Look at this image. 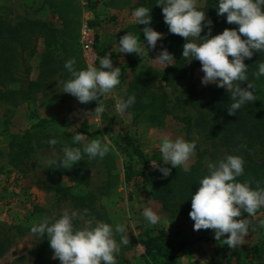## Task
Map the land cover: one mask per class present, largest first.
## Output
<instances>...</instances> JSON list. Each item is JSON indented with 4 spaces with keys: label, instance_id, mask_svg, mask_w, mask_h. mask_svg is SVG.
<instances>
[{
    "label": "rangeland",
    "instance_id": "1",
    "mask_svg": "<svg viewBox=\"0 0 264 264\" xmlns=\"http://www.w3.org/2000/svg\"><path fill=\"white\" fill-rule=\"evenodd\" d=\"M142 1L92 0L91 3L95 4V12L101 19L100 25L92 26L87 23L95 15L89 8L91 4L86 0H73L77 10L81 12L78 38L81 58L86 66L92 63L98 67L99 64L95 47L92 51H88L83 46L81 31L84 25L88 24L94 37L98 31L104 33L110 30L117 39L127 32L137 36V32L129 28V25L135 23L132 11L143 6L140 5ZM146 2L148 3L144 6L147 8L157 7L156 0L153 2L146 0ZM203 3L204 0H196L199 10ZM0 13L12 22L30 17L46 19L57 27L61 26V18L50 0H0ZM112 14L117 15V18L110 19ZM155 30L164 37V31L157 28ZM162 44L163 38L157 41L156 49H151L149 52L145 49L144 58L134 54L136 63L123 76L120 73V83L109 94L100 97L102 103L116 115L119 121L130 126L132 133L143 146L149 159L146 173L142 177L146 189H151L152 181L156 178L153 175L156 169L151 165L150 160L162 164V161H159L158 149L161 137L164 135L172 139L179 136L188 141H195L196 149L187 163L188 167L200 161L202 167L206 168L208 162H215L227 154L241 156L244 164L259 161L263 157V149L257 144L250 145L245 137L237 136V140L235 138L226 142L220 135L216 137L207 135L208 128L201 123V114L207 111L204 103L210 90L217 86L201 83L203 73L197 60L190 63L186 60L188 69L186 77L172 85L163 83L161 88L152 87V91L165 93V104L169 112L163 120H151L147 113L131 108L124 113L116 111L117 102L125 100L128 82L133 76L147 67L165 66L153 59L162 48ZM39 47H42V43ZM112 62L114 67H120L116 61ZM63 72L61 70L52 76L42 91L33 95L21 106H9L0 99V264H60L58 259L52 258V249L48 240L44 236L36 237L31 232V227L45 219L53 222L64 211L77 213V219L73 220L76 227H82L89 219L105 222L113 227L117 224L125 227V233H114V239L120 246V252L116 255V264H144L141 258L144 247L138 241L136 225L145 207H151L157 212L160 217L157 224L166 228L172 236L191 242L181 253V264H210L227 252L228 246L214 239L212 229L193 230L194 222L190 219L189 212L172 213L159 200L153 198L150 192L136 195L130 200L129 188L123 182L121 168L123 156L116 150L113 140L106 133L100 132L93 136L83 133L82 143L91 139H100L111 147V159L117 164L116 168H112L116 177L111 179V186L106 183L108 169L105 162L83 156L88 161L87 168L90 172L88 183L69 186L67 176H63L62 182L64 186L67 185V190H61L57 176L53 174L55 166L48 167L39 163L44 158L61 155L62 147L59 145L53 147L48 144L36 147L27 160L16 165L10 163L9 132L23 131L29 127L35 120L31 112L41 117L72 120L78 128L90 132L105 125L100 114H90L97 106V101L81 104L75 97L61 92ZM37 74V69H33L32 76ZM143 99L149 101V97ZM137 114L139 116L135 118ZM53 129L59 139H67L64 138L66 136L64 132L68 129L64 125L55 126ZM255 218L264 220V208L258 209L256 215L249 217V220ZM122 235L128 236L127 245L119 243ZM263 237L264 228L261 232L247 234L243 243Z\"/></svg>",
    "mask_w": 264,
    "mask_h": 264
},
{
    "label": "trees",
    "instance_id": "2",
    "mask_svg": "<svg viewBox=\"0 0 264 264\" xmlns=\"http://www.w3.org/2000/svg\"><path fill=\"white\" fill-rule=\"evenodd\" d=\"M91 4L94 18L88 23L98 26L101 23L99 15L95 12V4L92 0H86ZM61 18V26L57 27L49 20L40 18L25 17L20 21L12 22L0 13V99L9 106H21L27 103L30 98L42 91L49 79L59 71L63 70L62 81L70 77L64 68V63L70 58H75L77 69L86 67L81 58L79 46V26L81 12L77 10L73 0H50ZM153 2V0H151ZM149 2V4H151ZM143 0L140 5H145ZM200 8L210 19L212 24V35L222 32L225 28H236L238 25L228 24L225 16H217L216 0H204ZM152 16L151 26L165 32L162 48H167L173 54L172 65L164 67H147L132 77L128 82L125 100L131 94H135V103L129 108L147 113L151 120H163L169 112L165 104V93L161 94L152 91V87H162V84L172 85L178 80L186 77L188 69L186 60L182 57V46L185 38L179 35L169 34L168 27L164 23L162 9L157 5L148 7ZM226 15V14H225ZM117 15L112 14L110 19H116ZM144 25L133 23L129 28L137 32V38L142 41L141 29ZM205 28L201 36L207 34ZM243 38V37H242ZM118 40L113 31H98L95 37V50L97 63L99 58L105 54L110 55L112 61H116L121 69V75L136 63L135 53L124 54L119 50ZM199 42V41H197ZM42 43V47L39 44ZM231 59V57H229ZM264 62V55L256 52L251 59H246L248 67V81L241 82L242 87H247V82H252L255 87L254 102L246 103L235 115H229L227 107L230 105V94L223 88H212L205 101L207 111L201 114V123L208 128L206 131L209 137L221 136L226 142H230L237 136H243L252 144H257L263 149V157L259 161H252L244 164V174L236 179L243 182L248 180L255 188L257 182L264 187V76L255 78L252 73L258 70L257 62ZM38 74L32 76L33 69ZM244 83V84H243ZM148 93V94H147ZM149 97V101L144 100ZM104 106L100 114L104 121L101 129L92 132L78 128L74 121L63 118L55 119L41 117L35 112V117L29 127L23 131L9 132V155L10 163L16 165L27 160L36 147L48 145L47 141L56 138L57 145H72L71 137L73 132L85 133L90 136L100 132L106 133L113 140L116 150L123 156L121 168L123 169V182L129 188L128 198L134 199L136 195L152 194V197L159 200L172 213L190 212L191 194L198 188L199 179L207 174V169L202 167L200 161L189 166L190 171L185 172L183 166L172 168L167 178H161L162 174L156 169L153 173L155 179L152 181L150 190L146 189L142 177L146 173L149 159L143 149L141 142L134 136L129 125L119 121L107 106ZM138 112V114H140ZM135 115V118L139 115ZM64 125V138L59 139L54 134V127ZM111 151V147H110ZM101 160L105 162L108 169L107 185L111 186V179L116 177L112 170L117 167L111 159V152ZM87 159L73 165L70 169L63 167L53 169L57 176L61 190H67V185L62 182L63 176H67L69 186L88 183L90 172L87 168ZM167 167H171L167 165ZM113 168V169H112ZM259 218L250 221L248 235L263 231L259 227ZM138 241L144 247L141 258L144 264H181L180 256L182 251L191 242L172 236L169 231L158 225L149 224L143 216L139 217L136 225ZM227 235V234H226ZM210 264H264V237L249 243L230 249L227 248L221 257H218Z\"/></svg>",
    "mask_w": 264,
    "mask_h": 264
},
{
    "label": "clouds",
    "instance_id": "3",
    "mask_svg": "<svg viewBox=\"0 0 264 264\" xmlns=\"http://www.w3.org/2000/svg\"><path fill=\"white\" fill-rule=\"evenodd\" d=\"M156 5L161 6L169 34L185 38L182 57L188 63L193 60L200 62L203 73L201 83L215 84L230 94L229 115H235L246 103L256 101L254 84L247 82V87H242L241 82L248 81L249 66L245 60L251 59L256 52L264 54V0H216L217 16H225L226 23L238 25L236 28H225L216 35H212L213 22L198 9L196 0H156ZM132 17L137 25H144L141 29L142 42L136 35L127 32L118 40L119 50L144 58L145 49L148 52L156 49L157 41L163 38V34L151 26L149 8H135ZM205 28L208 29L207 34L201 36ZM153 59L169 66L174 56L167 48H161ZM75 65V58L65 61L63 66L70 77L62 82L61 92L70 94L81 104L97 101L90 114H101L104 106L100 97L109 94L120 83V67L113 66L109 54L99 58L98 67L89 63L85 68L77 69ZM257 65L258 70L252 75L259 79L264 76V62L258 61ZM135 99V94H131L126 100L118 101L116 111L124 113L135 103ZM71 140V146L64 145L60 149L61 155L44 158L39 163L70 169L82 161L83 156L103 159L110 151L109 145L100 139L82 143L84 134L80 132L73 134ZM47 143L54 147L58 141L53 137ZM195 149V141L164 135L158 149L162 164L154 160L150 163L162 174L161 178H167L172 168L183 166V170L188 172L187 163ZM206 168L207 174L199 179L198 188L190 197L189 217L194 222L193 230L212 229L215 240L234 249L242 245L250 230L249 217H254L258 209L264 208V187L257 182L253 188L250 181L236 179L244 174V161L238 155L227 154L215 162H208ZM245 213L247 216H243ZM142 216L153 225L160 220L151 207H145ZM237 217L241 218L235 219ZM75 219L76 212L64 211L53 222L45 219L33 224L31 232L48 240L52 258L58 259L60 264H116L120 246L114 239V233H125V227L120 224L113 227L94 219L76 227L73 224ZM259 227L264 228V220L259 221ZM119 243L127 245L128 236L122 235Z\"/></svg>",
    "mask_w": 264,
    "mask_h": 264
},
{
    "label": "built area",
    "instance_id": "4",
    "mask_svg": "<svg viewBox=\"0 0 264 264\" xmlns=\"http://www.w3.org/2000/svg\"><path fill=\"white\" fill-rule=\"evenodd\" d=\"M88 24H85L84 27L82 28V31H81L82 36H83V41H84L83 46L86 50L92 51L94 49L95 37L91 33V29L89 28Z\"/></svg>",
    "mask_w": 264,
    "mask_h": 264
}]
</instances>
